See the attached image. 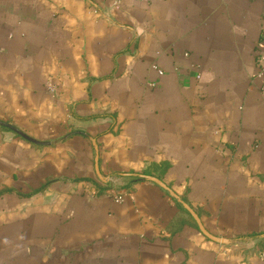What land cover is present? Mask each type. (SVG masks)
I'll return each instance as SVG.
<instances>
[{
  "label": "crops",
  "instance_id": "crops-1",
  "mask_svg": "<svg viewBox=\"0 0 264 264\" xmlns=\"http://www.w3.org/2000/svg\"><path fill=\"white\" fill-rule=\"evenodd\" d=\"M111 3L0 0V264H264V0Z\"/></svg>",
  "mask_w": 264,
  "mask_h": 264
},
{
  "label": "water",
  "instance_id": "water-1",
  "mask_svg": "<svg viewBox=\"0 0 264 264\" xmlns=\"http://www.w3.org/2000/svg\"><path fill=\"white\" fill-rule=\"evenodd\" d=\"M0 126L2 127H6L8 129H11L13 131H15L16 133L23 135L18 129H16L15 127L9 125L8 123L5 122H1L0 121ZM24 136V135H23ZM26 137V136H25ZM28 139V138H27ZM30 140V139H28ZM36 144L39 145H44L45 143H40V142H36L33 141ZM97 174L99 177V180L101 183L105 184V185H109V186H117L121 179L123 177H135V176H139L141 178H143L145 181H150V182H154L157 185H159L162 189H164L172 198H174L176 201H178V203H180L182 205V207L188 211L192 217L195 219L198 227L200 228V230L202 231V233L207 236L209 239H211L212 241H215L217 243H221V244H229L230 242L227 239H222V238H218V237H214L212 235H210L203 227L202 222L199 218V216L196 214V212L189 206L187 205L185 202H183L163 181H161L160 179L153 177V176H146V175H142V174H117V175H109V176H104L102 174H100L99 170L97 169Z\"/></svg>",
  "mask_w": 264,
  "mask_h": 264
},
{
  "label": "built area",
  "instance_id": "built-area-1",
  "mask_svg": "<svg viewBox=\"0 0 264 264\" xmlns=\"http://www.w3.org/2000/svg\"><path fill=\"white\" fill-rule=\"evenodd\" d=\"M153 1H156V0H153ZM111 2H112L111 7L113 8H118L121 4V0H111ZM257 48H258V61H257V69H256V78L259 79L260 84H261V92L262 94H264V28L262 29L260 33V38L258 41ZM160 74H162V72H160ZM48 87L50 91L54 90V86L52 84H49ZM99 183L101 184V182H98L97 184ZM97 184L96 186H93L91 189V193L93 195H96L99 192H102L106 195L112 196L117 202H122L124 200L127 191L121 192L122 189L115 187V186H109V185H107V187L102 190L97 186ZM102 185H105V184L102 183Z\"/></svg>",
  "mask_w": 264,
  "mask_h": 264
},
{
  "label": "trees",
  "instance_id": "trees-1",
  "mask_svg": "<svg viewBox=\"0 0 264 264\" xmlns=\"http://www.w3.org/2000/svg\"><path fill=\"white\" fill-rule=\"evenodd\" d=\"M142 175H146V176H153L149 171H144L143 173H142ZM154 177V176H153ZM143 181H145L143 178H141V177H139V176H135V177H133L132 178V180L130 181L131 182V184H133V183H135V182H143ZM100 184V183H99ZM97 184V186L100 188V189H105L106 187H107V185H102V184ZM130 184V185H131Z\"/></svg>",
  "mask_w": 264,
  "mask_h": 264
}]
</instances>
